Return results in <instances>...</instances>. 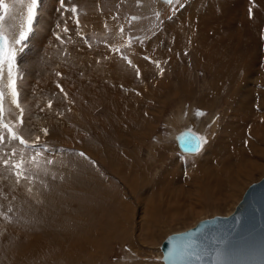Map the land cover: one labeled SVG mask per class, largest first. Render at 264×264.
Instances as JSON below:
<instances>
[{
	"label": "bare ground",
	"instance_id": "6f19581e",
	"mask_svg": "<svg viewBox=\"0 0 264 264\" xmlns=\"http://www.w3.org/2000/svg\"><path fill=\"white\" fill-rule=\"evenodd\" d=\"M148 2L149 0H145L141 3L140 9L142 11H145V4ZM151 2L154 4L152 11L155 16L159 13L157 17L170 20L174 26L177 35L172 38L174 48L182 49L185 54L195 55L196 67H205L212 74L210 80L212 91H202L201 93L199 91L197 105L206 109L209 106L210 97L215 92L217 94V91L221 89L218 96L222 95V89L226 83L229 85V89L225 95L227 98L226 105L221 118L215 120V125L212 128V134L214 133L212 138L209 136L207 144H201L196 151H182L186 154L185 156L195 162L196 166H188L183 169L176 157H165L166 167L161 169L156 180L155 175L150 180L146 177L144 180L140 179L144 182L145 197L164 187H166V199L169 200L178 198L180 194V196L185 194L186 196L202 195L203 192L197 190V186L203 189L204 185L200 181L197 182L196 179L202 167L212 163L234 165L237 161L244 159L247 151L259 156L256 171H264V148L258 142L259 140L264 141V37L259 27L255 29L257 33L254 36L248 37L249 46L252 47L255 58L251 65V54L247 60L235 49L224 45L220 39L218 28L222 19L236 18L242 12L244 13V7L247 6L248 0H181V3L176 4L177 6L175 4L167 5L162 0H151ZM65 6L69 9L75 6L78 9L81 23V19H86L85 15L102 14L106 7V1L65 0ZM172 7L174 11L170 12ZM40 9L36 21H34L36 22L34 31L40 40L36 46H33L35 49H33V55L30 56L31 61H28L26 66H21V59L18 60L20 73L22 74L23 70L24 72L26 70L23 80L20 82V99L25 110L26 121L25 138L30 141L34 139L35 135L41 137L40 141L51 137L55 138L54 140L60 146L67 147L70 151L80 150L94 162L101 161L104 169L99 170L97 166L98 169L91 167L83 157L75 152L53 153L51 158L54 162L52 164L46 163L49 158L48 154L42 153L40 164L46 163L42 164L43 173L36 174L35 167L29 165L28 167L31 168L28 173L29 180H21L19 184L15 182L12 173L10 174L9 171L0 168V228H6L13 224L20 227V234L18 233L12 242L0 240V255L5 257V260L0 259V264H36L43 254L55 256L56 261H59L64 259L68 253L77 252L80 246L75 245L71 241V236L66 233L72 231L75 234L78 227L92 230L84 215L89 212L99 214V208L91 205V202L85 199L86 196L89 199L93 192H100L105 197L112 194L116 195L112 196L116 198L115 200L120 207L122 213L120 217H125V209H127L125 206V181L129 178H140L133 174L145 173L146 165L138 159L140 158V152L137 149L139 145L134 142H129L135 147L132 149V155L128 153L130 150L121 149L117 145L106 149L108 156L101 154L102 147L107 143L109 144V130L113 126L112 117L119 108L117 133L129 138L135 137L138 133L143 137L141 131L146 129L149 126L148 122L156 114H161L163 110L164 103L160 104L156 102V99H150L158 98L164 86L172 85L177 88V81L182 86L180 90L175 91L174 97L176 98L180 93L181 96H185L189 94L186 90L191 85L188 72L180 74L175 72L179 59L167 57L159 43H154L149 47L147 57L151 58V61L162 63L163 74L159 76L155 71L156 65L147 60L152 67L151 80L147 84V90L141 89L139 92L132 91L142 87L141 81L138 77L129 74L135 70L127 64L126 60L123 61L121 57H118L119 53L116 54V57L103 63L93 51L82 47L76 49L73 54L66 55L59 67H53L51 53L57 49L55 37L58 27L52 25L57 21L61 25V29L65 20H69L70 26H72L69 28V35L74 37L77 35L75 18L72 17L70 11L62 15L60 4L55 6L50 0H42ZM13 15L15 19L10 23L15 26L17 32L25 22L26 9H18ZM140 15H144L143 12L136 15L139 18L135 21L137 24H140ZM220 28L229 32L233 25L230 24V27L226 28L225 23H221ZM131 31L138 37V33L144 31V28L136 27ZM93 33L96 34V32ZM254 37H257V40ZM139 39H142L143 42L146 40V38ZM259 43H261L262 67L257 61ZM135 46L129 50L128 59L132 62L140 61V46L143 45ZM57 73L61 75L58 76ZM107 76H113L115 79L125 76V84L121 87L119 96H113L109 88H107V92H101ZM58 84L63 88V92L57 87ZM31 86H34L42 99L38 98L35 102L23 95L26 89ZM165 98L168 96L165 95ZM49 101L52 103L51 109L47 108ZM41 108L44 110L41 111ZM9 109L14 118V114L18 110L6 103V112ZM184 110L180 109L174 124L182 123L181 119L184 118L180 114ZM189 118L196 120L192 114L189 115ZM176 125H174L176 129L170 132V136H172L170 138L175 141V145L179 149L178 142L183 136L193 134L196 138L201 137L191 133L192 131L186 127L177 128ZM44 128L48 130L47 136H44L41 131ZM13 143L16 145L18 154L23 151L26 158L33 154L31 151L24 150L18 142ZM172 147L174 148V142ZM213 147L216 148V151L212 150ZM156 148L158 149L151 151L152 154L162 152L160 145H156ZM202 148L204 149L202 150ZM7 150L0 148V154ZM219 151H223L221 157L215 158ZM152 154L148 152V157L154 159ZM111 164L116 171L123 173L125 177L123 174L114 171ZM106 166L109 175L121 183L122 186L118 190L113 188L112 180L106 175L104 171ZM147 171L146 173H148ZM205 174L209 175L210 171H206ZM103 185H106V188H102ZM228 187H231L229 181H221L219 185L214 186V189L221 192ZM186 201H188V197ZM182 202L184 201L182 200ZM235 207L222 216H229ZM9 208L12 209L11 212H8ZM4 216H7L8 219H4ZM119 221L125 225L124 220ZM34 225L42 227L38 229L41 236L49 237L43 239L33 235ZM119 229L123 230V228ZM103 232H99L102 233L100 235L95 232L92 239H83V241H87L88 246L59 264H87L94 260L95 256H99L98 251L97 255L94 249L98 247L100 238L105 237ZM120 234L121 232L114 237L120 236ZM22 236L45 245L57 241L63 236L64 238L59 241L60 244L57 247L44 250L26 243L15 254L12 248L13 244L18 237ZM107 237L108 234L105 238ZM159 255L161 259V250ZM125 263L137 264L133 263L131 259Z\"/></svg>",
	"mask_w": 264,
	"mask_h": 264
},
{
	"label": "rangeland",
	"instance_id": "374dc122",
	"mask_svg": "<svg viewBox=\"0 0 264 264\" xmlns=\"http://www.w3.org/2000/svg\"><path fill=\"white\" fill-rule=\"evenodd\" d=\"M50 1L51 3L53 1L55 6L60 4L58 3L59 0H50ZM133 1L134 0H125V7H127V3L130 2L132 14L126 12V8L125 10H123L125 11V13L122 10L120 11L123 17L122 19H124L123 21L126 24V28H129V22L131 21V18L133 16H136L137 14H140L141 12H143L144 15L142 16L140 15L143 18L139 16L140 23H143L142 21L143 19L145 22H147L145 20V17H148V15L149 16H151L152 14L155 15L154 12L151 10L145 9V11H142L140 9L141 3L139 4L137 3V5H135ZM41 3H40V7H41ZM175 5H173L174 8H176L178 4L176 6ZM40 7H39V11L41 10ZM173 7L170 10V12L174 11ZM263 13H264V4L257 5L255 9V13L251 20L252 24L248 26L247 30H244L241 27V23H240V20L243 18V12L240 16L236 18L222 19L221 23H225L226 28H229L230 24L233 25V28L229 32H225L220 28L221 23L218 26L220 31V39L222 43L238 51L240 54L245 56L247 60L249 55L251 54L252 57L251 65L253 64L255 58L253 56V51H252L253 49L252 47L249 46L248 37L254 36L257 33L255 32V29L258 27L260 28L261 34L264 37V24L261 22V16L263 15ZM115 17H119V15L115 14ZM24 19L26 20V15L24 16ZM152 19L151 20L153 22L150 24H156V22L158 21V17L156 18L154 17ZM54 23L52 26H56L59 24L57 21H55ZM34 24H35L34 27H36V22H34ZM160 24L161 21L157 22L156 24L157 31L161 28ZM18 32L19 31H17L16 33L18 34ZM93 35L94 33H90V34L85 33L84 41L86 39L87 43L91 42V44H96V45L101 44L103 41L102 38L103 35L99 36L96 32V35L98 36H95L93 38V41H91ZM130 36L136 37L132 33V31L126 29L125 36L123 39L124 44H125V39L127 41L128 37ZM139 38H138L139 41L138 40L134 41L130 47L126 46V50L128 51L131 50L135 45L136 46L144 45L145 43L143 42V40ZM254 38L255 40H257V37ZM39 40L40 39L37 37V34L34 31L31 34L30 39L28 40V47L26 48L24 53L17 55L18 56L17 62H19L18 60L20 58L21 66H26L28 64V61H31L30 56L33 55L32 52H34L33 49H35V47L33 46L34 45L36 46ZM260 49H261V43H259V53L257 56V61L259 62L260 67H262L263 62L260 58ZM121 51L124 54L126 53V51L124 50ZM119 55L118 57H120ZM177 58L179 59V65L176 68V73L180 74V73L188 72L189 74L191 85L188 87V90H186L187 93L189 94L185 96H181L180 93V95H178L175 98L173 97L175 91H169L171 92L172 95H169L170 98L169 96L168 98H165L164 100L165 103L162 106L163 110L161 114H156L153 117V119H151V121L148 122L149 126L146 127V129H144L143 131H141L143 137L138 133H136L135 137L133 138H129L125 135H121L117 133L116 126L119 118V108H117L115 115L112 117L113 126L109 130V139H108L109 144L107 143V145H104L102 147L103 150L101 154H106L107 156H108V151L106 149H109L110 147L113 148L115 147V145H117V147H121V149H126L127 151L130 150V152L128 153L132 155V149H135V147L129 144V142H134L139 145L137 149H139L140 158H138L137 155L135 156L141 160V163H145L146 171L148 170L147 171L148 173H146L145 171V173L133 174L134 176L140 177L138 179L129 178L128 180L125 181V206L127 207V209H125V217L123 218L120 217L122 216L120 207L118 206L115 200L116 198L113 197L116 195L112 194L113 196L107 195V197H105L100 192L97 191L93 192L92 195L89 197V199L87 198V196L85 197V199L90 201L91 205H95L99 208L98 210L99 214L97 213L96 215L95 213L92 214L89 212L87 215H84V217H86L87 221L89 222L88 224L92 227V230H85L83 227H78L75 231V234H73L72 231H68L66 233L71 236V241L75 245L80 246V249L77 252L68 253L64 259H60L59 261H56L55 256H52L50 254H43L36 264H59L61 261L69 257L75 256L81 250H83L88 246L87 241H83V239H87V240L92 239L95 236V232H97V235H100L102 233L99 232L102 231H104L103 235H105L106 237L108 234V237L107 238L103 237V239L101 237L97 244L98 247L94 249L97 255L99 253V256H95L94 259V262H96V264H123L124 260L129 261V259H131L133 263H137V264H163L161 262L159 255L160 246L168 235L194 227L199 221L205 218H211L214 215H218V216L225 215L228 212V210H232L236 206V204L239 202L243 193L245 192V190L249 185L259 181L262 177H264V171H256L259 164V156H257L255 153L247 151L244 159L237 161L234 165H229L227 163H212L208 166L202 167L198 172V177L196 178L197 182L200 181L204 185L203 189H200L197 186V190L199 191L201 190L203 192L202 195L186 196L185 194L183 196H180L181 195L180 194L178 198L176 199L171 198V200H169L166 199V187H164L162 189L159 188L158 190H156V192H152V194L146 195L145 197V192L143 188L144 182L140 181V179L144 180L146 177L148 180H150L155 175V180H156V177L160 174L161 169L166 167L165 157L167 158L176 157L177 162L181 163V164L179 163V165H181L183 169H186L188 166L190 167L196 166L195 162L192 159H189L188 156H185L186 154L184 152H181L178 146L175 145V141L171 139L172 136H170V132L173 129H176L174 128V125H176L174 124V122L177 119L180 109H185L180 114L181 117L184 119H181L182 123L179 125L177 124L175 127L177 128L186 127L189 131H192L191 133H195L198 135L200 134L202 135V138L208 141V137L210 136L212 138V136L214 135V133L212 134L213 131L212 128L215 125V120L221 118L223 109L226 105L227 98L225 97V95L227 93V90L229 89L228 87L229 85L227 83L225 84V86H223L222 95L220 94V96H218V94L221 91L220 89L217 91V94L215 92V94L212 97H210V100L208 101L209 106H207L206 109L201 108V106L199 107L197 105L199 94L202 91H210V92L212 91V86L210 83L212 74L208 70H206L205 67L202 66L196 67V64L192 62V55L188 53L185 54V51H178ZM160 67L161 68L163 67L162 63L160 64ZM159 70H160L159 68L155 69V71H157V74L160 76L161 73ZM25 73L26 70L25 72L23 70L22 76H24ZM179 85L182 86L180 82ZM147 88L148 87L138 88L132 92H139L141 89L147 90ZM23 95H25L27 99L35 102L38 100V98L42 99V97L35 90L34 86L28 87L26 91L23 93ZM158 98H151L150 100L156 99L157 101ZM200 113H203V115H200ZM190 114H192V117L196 119L195 121L192 118H189ZM195 124L196 127H194ZM200 130L202 131L199 132ZM54 139L55 138L52 137L47 138L43 141H40L39 143L41 145H47L49 148L53 150V153H58V152H62V153L75 152L78 154L84 153L80 150L70 151V149H68L67 147L60 146L57 143V141ZM173 142H174V148L172 147ZM258 142L261 145V147L264 148V141L259 140ZM206 144L207 143H205V145ZM156 145L161 146L162 152H158L157 154H152L151 152L152 150L158 149L156 148ZM203 149L204 148H202V150ZM215 149H216L215 147L212 148V150L216 151ZM148 152H150L154 156V159L148 157ZM222 153L223 151H219L215 155V158L221 157ZM85 156L88 157L86 154ZM85 160L93 168L97 166L99 170L104 169L102 167L103 164L101 161L94 162L89 157ZM42 164H46V163H42ZM42 164L39 165V168L35 167L36 174L43 173L44 170L42 168ZM29 169L31 168L29 167ZM113 170L116 171L114 168ZM104 171L106 175L112 180L111 184L113 188L118 190L122 186L119 180L109 175L107 166ZM206 171H210V174L206 175L205 174ZM116 172L121 173L118 171ZM9 173L11 174V172ZM236 173H238V176L242 178L239 182L232 180V178L236 176ZM123 176L125 177L124 174ZM221 181L223 182L229 181L231 187L225 188L221 192H217L214 189V186L219 185ZM142 194L144 195V197ZM187 197H188V201H186ZM182 200L185 203L182 202ZM91 205L90 207L92 208ZM168 212L174 214L173 216L175 215L177 216L172 217V219H170L167 216ZM121 219L125 221V225L119 221ZM148 227L150 229H147ZM39 228L42 227L34 225L32 229L33 235L43 239L48 238L49 236H41L39 234L38 232ZM119 228H123V230ZM119 232H121L120 236L117 235L116 237H114ZM18 233L20 234V227L16 224L10 225L6 228H0V240H5L10 243L14 240V238L18 235ZM64 236L61 239L46 245L41 244L35 241L34 239L22 236L16 239L12 248L15 254H17V252L21 249V247L26 243H29L32 247L39 248L40 250L51 249L57 247L60 244L59 241L62 240ZM0 259L5 260V257L0 255ZM61 264H65V263H61Z\"/></svg>",
	"mask_w": 264,
	"mask_h": 264
},
{
	"label": "snow or ice",
	"instance_id": "6c2138e0",
	"mask_svg": "<svg viewBox=\"0 0 264 264\" xmlns=\"http://www.w3.org/2000/svg\"><path fill=\"white\" fill-rule=\"evenodd\" d=\"M41 0H0V148L8 149L0 154V168H3L11 172L15 177V182L20 183L21 180H29V165L39 168L40 157L42 153H47L49 158L46 160L47 164H52L54 161L51 158L53 155V150L47 145H41L39 135H35L33 140L25 138V110L22 106L21 101V90L20 82L23 80V76L19 71L17 55L18 52L23 50V46L30 39V35L34 32V21L36 20L39 12ZM60 9L62 10V15L67 12H71L72 17L75 18L74 22L76 24L77 35L84 39L83 35L80 33V20L78 9L72 6L70 9L65 6V0H59ZM139 3V0H138ZM167 5L179 4L181 0H164ZM18 9H26V20L21 26L18 35L15 31V26L10 23L15 19L13 15ZM159 16V13H157ZM113 19H118V17H113ZM139 18L133 16L129 22V30L132 29V22L137 21ZM58 28L61 25H57ZM105 28L108 25L105 24ZM63 33L67 36L70 42L72 37L69 35L70 29L67 26V20H65L63 28ZM120 40L124 39L125 28L123 25L119 26L118 29ZM57 41L61 44L65 43V39L62 38L60 34L56 35ZM138 40L137 37H128L125 44L131 46L134 41ZM85 43L87 40L85 39ZM91 47V45H89ZM108 47V45H106ZM111 51L119 53L121 59L126 60L130 67L135 69L137 77H139V68L132 65V61L127 58V56L121 51L120 47H111ZM145 59L154 63L157 68L160 69V73L163 74V68L160 67L159 61H151V58L145 57ZM57 75H61L57 73ZM58 88L63 92V88L58 84ZM66 96V94H65ZM6 103L14 105L15 109L18 110L14 114L9 109L6 112ZM47 108H52L51 101L48 102ZM41 111L44 109L41 108ZM203 115V113H200ZM44 136L48 135V130L46 128L41 129ZM198 148L203 143H207L206 139L202 137H197ZM13 142H18L19 145L23 146L24 150L31 151L33 154L27 157L23 154V151L18 154L16 145ZM81 157L87 159L84 153H79ZM55 178V177H53ZM31 191V189H29ZM12 209L9 208L8 212ZM4 219H8L4 216ZM184 239L187 241L184 245L179 248H173L169 253V259H179L181 261H202L208 255L206 249H202L201 246L197 245L191 238L190 235L185 236ZM224 254L217 251L213 259L216 264H223Z\"/></svg>",
	"mask_w": 264,
	"mask_h": 264
},
{
	"label": "crops",
	"instance_id": "0c3cea01",
	"mask_svg": "<svg viewBox=\"0 0 264 264\" xmlns=\"http://www.w3.org/2000/svg\"><path fill=\"white\" fill-rule=\"evenodd\" d=\"M105 1H106V7L103 9L102 14H92L90 16L85 15L86 19H81V23H80L81 28L79 30L80 33L83 35V37L85 33L90 34L93 32H97L99 36L103 35L102 38L105 43L103 41L101 44H97V45L91 44V42L85 43L84 39H81L79 35H75L74 37H72L71 41L69 42L67 39V36L62 31L63 26L61 29L57 28V34H60L62 38L65 39V43L61 44L60 41H57V49H54L51 53V61H52L53 67H56V68L59 67L63 63L66 55H71L76 51V49L82 48V47H85L89 51H93L94 54H96L99 57V60L102 61L103 63H105L107 60H111L113 57H116L117 53L111 51L110 50L111 47H120L121 50L126 51L125 54L127 56L130 55L129 51L126 50L127 45L124 44L123 40H120L119 38V33H118L119 26L118 25H123L126 28V24L123 21L124 19H122L123 17L120 11L121 10L123 11L126 8V12L131 13L132 12L131 6H130L131 1L127 3V7H125V0H105ZM144 1L145 0H139V3H142ZM133 3L137 5L138 0H134ZM259 4L263 5L264 0H248L247 6L245 7V10L243 13V18L240 20L241 27L244 30H247L248 26L252 24L251 22L252 17L255 13V9L257 5ZM145 5H146L145 6L146 10H151V11L153 10L154 4L151 2V0H149V2ZM123 12L125 13V11ZM115 14L119 15L118 19H113V17H115ZM154 17L156 18L157 16L153 14L151 16L148 15V17H145V20L147 22H145L143 19L142 20L143 23H140V24H137L136 22L132 23V29H135L136 27L144 28V31L138 33V37L140 36V38H146L144 42L145 44L143 46H140V49H141L140 50L141 57L139 59L140 61L136 60L132 62V65L139 68L140 75L138 79L141 81L142 87H148L147 84L151 80L150 74L152 72V67L148 64V61L145 59V57L148 56L149 47H151L154 43H159L161 46V49L165 52L166 56L170 58L177 57V52L183 51L182 49H178V50L175 49L174 46L172 45V38L177 35H176L175 28L170 22V20L158 17L157 22L161 21V24H160L161 28L157 31V27H156L157 22L156 24H150L154 21L152 19ZM261 22L264 24V13L261 16ZM105 24L108 25L107 29L105 28ZM70 25H71L70 21L67 20V26L69 28L72 27ZM126 29L129 30V28H126ZM98 35L94 34L92 36L91 41H93V38ZM89 45H91V47H89ZM106 45H108V47H106ZM192 62L196 64L195 55L192 56ZM175 72H176V69H175ZM129 74L137 77L135 72H130ZM176 83L178 85L177 88L172 85L164 86V89L159 95V98L156 102L163 104L165 103L164 101L165 95L167 96L172 95L171 92L169 91H176L177 89L180 90L181 85H179V81H177ZM124 84H125V76H120L117 79H115L113 76L112 77L107 76L103 84L101 92H107V88H109L111 89L113 96H119L120 89ZM102 188H106V185H103ZM92 263L96 264L94 260L88 262L87 264H92Z\"/></svg>",
	"mask_w": 264,
	"mask_h": 264
},
{
	"label": "water",
	"instance_id": "95a60500",
	"mask_svg": "<svg viewBox=\"0 0 264 264\" xmlns=\"http://www.w3.org/2000/svg\"><path fill=\"white\" fill-rule=\"evenodd\" d=\"M193 134L183 136L178 145L182 151L197 150ZM192 240L208 255L202 261L169 259L173 248ZM163 264H216L217 251L224 254L223 264H264V177L251 184L229 216H214L199 221L194 227L168 235L160 246Z\"/></svg>",
	"mask_w": 264,
	"mask_h": 264
},
{
	"label": "flooded vegetation",
	"instance_id": "af4514ba",
	"mask_svg": "<svg viewBox=\"0 0 264 264\" xmlns=\"http://www.w3.org/2000/svg\"><path fill=\"white\" fill-rule=\"evenodd\" d=\"M195 127H196V125H195ZM202 130H200L199 132H201ZM205 134V133H204ZM198 135V134H197ZM198 136H201L202 137V135H198ZM192 208V207H191ZM170 212V211H169ZM167 213V216L170 218V219H172V217H175V216H177V215H175V216H173L174 214H172V213ZM177 213V212H176ZM123 264H125V261L123 262Z\"/></svg>",
	"mask_w": 264,
	"mask_h": 264
},
{
	"label": "trees",
	"instance_id": "16d2710c",
	"mask_svg": "<svg viewBox=\"0 0 264 264\" xmlns=\"http://www.w3.org/2000/svg\"><path fill=\"white\" fill-rule=\"evenodd\" d=\"M242 178L240 176H234L232 180L239 182Z\"/></svg>",
	"mask_w": 264,
	"mask_h": 264
}]
</instances>
